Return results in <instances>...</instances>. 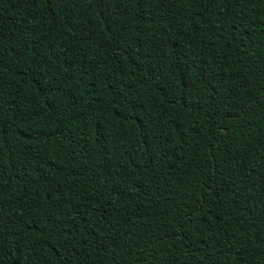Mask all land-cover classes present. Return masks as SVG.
<instances>
[{
	"label": "trees",
	"instance_id": "obj_1",
	"mask_svg": "<svg viewBox=\"0 0 264 264\" xmlns=\"http://www.w3.org/2000/svg\"><path fill=\"white\" fill-rule=\"evenodd\" d=\"M0 264H264V0H0Z\"/></svg>",
	"mask_w": 264,
	"mask_h": 264
}]
</instances>
